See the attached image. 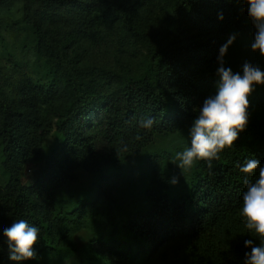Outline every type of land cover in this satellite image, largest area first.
I'll use <instances>...</instances> for the list:
<instances>
[{
	"label": "trees",
	"instance_id": "16d2710c",
	"mask_svg": "<svg viewBox=\"0 0 264 264\" xmlns=\"http://www.w3.org/2000/svg\"><path fill=\"white\" fill-rule=\"evenodd\" d=\"M7 0H0L3 3ZM22 11L31 22L39 46L53 57L55 48L45 38L40 24L30 14L33 0H22ZM62 1V0H60ZM137 1V0H136ZM179 30L168 47L157 46L160 33L136 22L135 11L113 10L107 13L131 36L141 41L145 60L138 80H126L109 94H91L87 88L74 92L71 104L56 120L61 136L40 170L37 186L21 184L16 166L11 162V150L21 147L13 135L10 108L0 99V131L5 136L4 155L9 173L8 191L0 204V264H30L34 259L16 262L9 259L5 228L20 219L29 224L39 216L35 253L51 247L45 237L46 218L37 212L36 199L43 192L46 200L66 182L74 180L77 167L94 175V184L107 203L113 199L102 186L106 169L116 166L119 155L137 150L149 143L154 134H167L184 122H193L199 114L197 100L215 89L219 49L228 30L253 39L254 28L248 18L244 0H173ZM223 19H219V16ZM77 74L107 73L94 67H76ZM264 70V57L261 56ZM263 94L254 102L264 113ZM141 117H152L151 129L139 127ZM140 136L141 139H135ZM110 151L100 153L96 144ZM126 149V150H125ZM219 159L208 167L205 160H197L191 168L187 190L182 194L166 191L168 177L156 176L144 188L147 204L143 209L125 213L119 219L120 233L109 238L104 247L113 253L106 259H89L83 264H134L154 252L169 240L185 243L190 262L195 264H244V241L252 239L239 215L246 188L236 165L246 159H257L264 166V119L254 118L238 133L232 147L223 149ZM258 176V170L252 178ZM38 191V192H37ZM37 192V193H36ZM36 193V194H35ZM35 226V225H33Z\"/></svg>",
	"mask_w": 264,
	"mask_h": 264
},
{
	"label": "rangeland",
	"instance_id": "374dc122",
	"mask_svg": "<svg viewBox=\"0 0 264 264\" xmlns=\"http://www.w3.org/2000/svg\"><path fill=\"white\" fill-rule=\"evenodd\" d=\"M172 1L33 0L31 17L58 51L56 58L38 45L31 22L23 15L22 0L0 3V99L10 108L13 135L21 145L11 150L10 160L17 168L22 185L34 187L39 183L46 157L61 142L56 120L70 106L74 92L87 88L91 94H109L126 80H138L142 73L143 43L107 13L134 10L140 26L160 33L157 46L168 47L179 30ZM233 33L236 32H226L224 43ZM236 34V40L224 56L225 66L237 72L248 60L263 70L259 52H253L250 47L253 39ZM67 59L74 61L76 67H94L107 73H74ZM215 90L196 101L197 112ZM262 94L263 86L254 85L248 96V122L264 119V113L254 102ZM192 123L184 122L167 134H154L142 148L119 155L116 166L106 169L102 181L113 202L105 201L94 184V175L80 167L73 170L74 180L57 188L50 200L40 192L36 211L46 218L45 237L51 247L38 251L37 259L30 264H83L89 259L103 260L113 255L104 247L105 242L119 235L118 219L122 215L146 206L144 188L151 179L156 180L159 173L166 175V191L170 194L187 190L191 169L177 166L176 153L190 147ZM4 142L5 136L0 131V204L9 185ZM96 146L100 153L112 154L104 145L97 143ZM173 177L177 180L175 184ZM37 219L39 216L31 221L36 227ZM134 264L195 263L190 262L185 243L173 239Z\"/></svg>",
	"mask_w": 264,
	"mask_h": 264
},
{
	"label": "clouds",
	"instance_id": "9594fccd",
	"mask_svg": "<svg viewBox=\"0 0 264 264\" xmlns=\"http://www.w3.org/2000/svg\"><path fill=\"white\" fill-rule=\"evenodd\" d=\"M244 3L255 30L251 50L258 51L264 57V0H244ZM219 19L222 20L223 16H219ZM236 38V33L231 34L219 49L216 69L219 79L215 85V94L205 98L202 107L198 109L199 114L189 130L190 147L176 153L180 169L190 170L201 159L207 161L211 168L212 160L219 159L218 154L223 149L233 146L238 133L248 123V96L254 90V85H264V70L248 60L243 62L241 70L237 72L225 66L224 56ZM154 122L152 117H141L138 120L139 127L143 129H151ZM236 167L240 173L247 174L243 178L246 191L243 192L239 215L250 235H255L260 241L258 246L252 239L244 241L245 248L251 249L244 253V264H264V166L253 158L246 159L242 165L238 163ZM257 170L258 176L253 179ZM172 183H177L175 177ZM39 231L38 227L24 219L5 228L3 235L7 238L9 259L16 262L37 259L32 246L37 242Z\"/></svg>",
	"mask_w": 264,
	"mask_h": 264
}]
</instances>
